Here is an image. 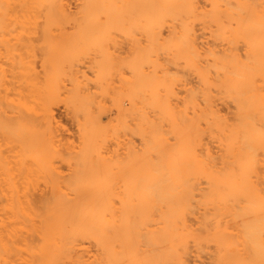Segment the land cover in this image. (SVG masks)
<instances>
[{
  "label": "bare ground",
  "instance_id": "obj_1",
  "mask_svg": "<svg viewBox=\"0 0 264 264\" xmlns=\"http://www.w3.org/2000/svg\"><path fill=\"white\" fill-rule=\"evenodd\" d=\"M74 1L0 0V264H264V0Z\"/></svg>",
  "mask_w": 264,
  "mask_h": 264
},
{
  "label": "rangeland",
  "instance_id": "obj_2",
  "mask_svg": "<svg viewBox=\"0 0 264 264\" xmlns=\"http://www.w3.org/2000/svg\"><path fill=\"white\" fill-rule=\"evenodd\" d=\"M69 3H70V8L73 9L75 5V1L69 0ZM125 47H126L125 45L124 46L122 45L121 47L122 49L120 50L123 51ZM54 114H55L57 121H59L65 129L62 132V136L65 138H72L75 133V126H74L72 119L70 118L69 113L60 105L55 108Z\"/></svg>",
  "mask_w": 264,
  "mask_h": 264
}]
</instances>
